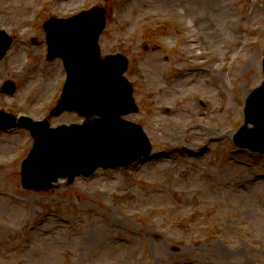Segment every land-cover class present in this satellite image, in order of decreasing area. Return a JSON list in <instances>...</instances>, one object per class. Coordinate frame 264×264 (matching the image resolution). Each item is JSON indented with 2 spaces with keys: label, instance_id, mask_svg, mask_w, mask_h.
<instances>
[{
  "label": "rangeland",
  "instance_id": "obj_1",
  "mask_svg": "<svg viewBox=\"0 0 264 264\" xmlns=\"http://www.w3.org/2000/svg\"><path fill=\"white\" fill-rule=\"evenodd\" d=\"M263 3L0 0V27L13 37L0 87L17 88H0L1 109L52 126L85 121L49 114L65 72L59 58L46 60L42 23L102 5L101 53L127 56L138 110L124 118L152 147L128 167L27 189L20 162L32 136L0 131V264H264V155L231 141L243 123L238 108L263 79ZM32 37L39 43L28 46ZM210 130L219 137L207 140Z\"/></svg>",
  "mask_w": 264,
  "mask_h": 264
},
{
  "label": "water",
  "instance_id": "obj_2",
  "mask_svg": "<svg viewBox=\"0 0 264 264\" xmlns=\"http://www.w3.org/2000/svg\"><path fill=\"white\" fill-rule=\"evenodd\" d=\"M72 21L61 22L58 25V27H64L66 31H69L66 34L67 38L57 39L56 31H50L49 34L47 32V36L51 40V54H61L68 69V80L59 105L53 113L68 108L78 111L90 119L93 114H97L100 118L95 119L94 124H86L79 128L88 132L90 126H98V132L104 135L108 131L106 129L112 127L120 129L121 126L124 127V124L127 125L118 119L123 110L118 108L121 102L126 103L124 112L134 109L130 96L131 88L121 76L126 68V60L120 54L107 56L105 59L99 58L96 39L105 23L102 8L85 12ZM74 34L78 36L70 39ZM112 89L115 90V93L111 92ZM246 113V120L252 122L254 128L249 130L243 127L240 130L242 133L252 134L250 142L243 144H247L253 149L262 150L264 148V82L260 88L252 92L247 101ZM0 121V124L5 126L14 123L16 120L12 116L0 112ZM27 126L32 130L34 129V124L27 123ZM131 127L138 132L145 148L148 149L147 141L141 131L138 130L139 127L133 125ZM69 129L72 128L69 127ZM239 143L241 144V142ZM38 145L39 140L36 142V148ZM128 145V143H122L115 148V144L110 151L90 155L88 157L89 167L82 171L88 174L99 164L103 166L118 164L121 161L119 159L124 154L128 157L126 162L140 155L141 150H128ZM79 172L80 169H76L70 173L69 177L72 178ZM61 173L64 174L65 172L53 171L51 177L50 175L47 177V182L49 177L55 179ZM39 185L31 181L30 186L39 187Z\"/></svg>",
  "mask_w": 264,
  "mask_h": 264
},
{
  "label": "bare ground",
  "instance_id": "obj_3",
  "mask_svg": "<svg viewBox=\"0 0 264 264\" xmlns=\"http://www.w3.org/2000/svg\"><path fill=\"white\" fill-rule=\"evenodd\" d=\"M188 41L190 42V43H194V40H192L191 38H189L188 39ZM198 55H202V53H198ZM228 132V130H226L225 131V133H227ZM231 132H229V134H230ZM216 135L219 137V135L218 134H215L214 132H212L211 130L210 131H208V132H206V136H207V140H209V139H214L215 137H216ZM182 146V148H184V150H186V151H189V148L187 147V146H183V145H181ZM89 234V233H88ZM89 238H90V236H89Z\"/></svg>",
  "mask_w": 264,
  "mask_h": 264
}]
</instances>
